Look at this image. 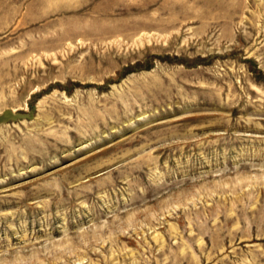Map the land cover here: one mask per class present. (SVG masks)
Instances as JSON below:
<instances>
[{
	"label": "rangeland",
	"instance_id": "obj_1",
	"mask_svg": "<svg viewBox=\"0 0 264 264\" xmlns=\"http://www.w3.org/2000/svg\"><path fill=\"white\" fill-rule=\"evenodd\" d=\"M0 264H264V0H0Z\"/></svg>",
	"mask_w": 264,
	"mask_h": 264
},
{
	"label": "water",
	"instance_id": "obj_2",
	"mask_svg": "<svg viewBox=\"0 0 264 264\" xmlns=\"http://www.w3.org/2000/svg\"><path fill=\"white\" fill-rule=\"evenodd\" d=\"M25 118H29V116L24 115V114H15L11 111H7L3 115L0 116V125L8 123L10 121H16V120L25 119Z\"/></svg>",
	"mask_w": 264,
	"mask_h": 264
}]
</instances>
